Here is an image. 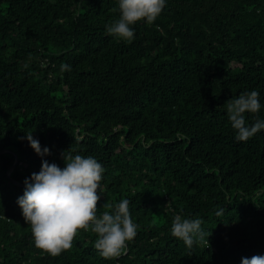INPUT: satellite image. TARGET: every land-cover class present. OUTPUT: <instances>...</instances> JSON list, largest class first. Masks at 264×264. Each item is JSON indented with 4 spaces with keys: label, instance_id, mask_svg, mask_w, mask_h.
Instances as JSON below:
<instances>
[{
    "label": "trees",
    "instance_id": "trees-1",
    "mask_svg": "<svg viewBox=\"0 0 264 264\" xmlns=\"http://www.w3.org/2000/svg\"><path fill=\"white\" fill-rule=\"evenodd\" d=\"M118 18V0H0V264L264 255V130L237 141L225 107L252 90L264 105V0H166L131 42L107 34ZM30 132L50 155L33 151ZM68 148L105 169L98 213L130 201L137 235L117 258L99 254L90 229L56 257L34 245L17 198L42 160L63 168ZM174 214L203 219L208 245L173 237Z\"/></svg>",
    "mask_w": 264,
    "mask_h": 264
},
{
    "label": "clouds",
    "instance_id": "clouds-1",
    "mask_svg": "<svg viewBox=\"0 0 264 264\" xmlns=\"http://www.w3.org/2000/svg\"><path fill=\"white\" fill-rule=\"evenodd\" d=\"M165 7L166 0H118L119 18L107 24L105 30L110 36L131 42L132 26L141 20L153 23ZM61 70L71 71V66L62 64ZM225 107L237 141L246 142L264 130V118L259 115L264 105L258 91H245L227 99ZM246 113L252 114L250 124ZM24 139L38 156L51 154L48 147L41 148L31 132ZM61 158L63 168L42 160L39 172L23 181V195L16 201L24 221L31 227L35 247L56 257L73 246L78 230L90 229L96 235L94 248L102 257H119L127 250L126 242L137 235L138 225L131 218L130 201L122 198L118 203L105 204L108 210L98 213V189L105 171L102 163L69 148L61 153ZM224 211L220 209L216 215L222 216ZM202 224L201 218L174 214L171 235L189 249L201 243L208 245L210 234L205 233ZM240 264H264V255L242 257Z\"/></svg>",
    "mask_w": 264,
    "mask_h": 264
}]
</instances>
